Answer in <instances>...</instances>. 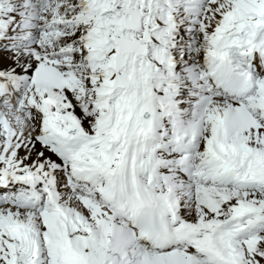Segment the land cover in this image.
I'll return each instance as SVG.
<instances>
[{
    "label": "snow or ice",
    "instance_id": "snow-or-ice-1",
    "mask_svg": "<svg viewBox=\"0 0 264 264\" xmlns=\"http://www.w3.org/2000/svg\"><path fill=\"white\" fill-rule=\"evenodd\" d=\"M0 264H264V0H0Z\"/></svg>",
    "mask_w": 264,
    "mask_h": 264
}]
</instances>
